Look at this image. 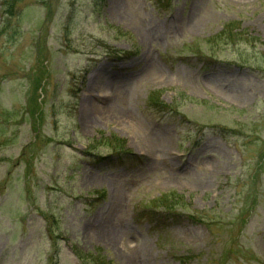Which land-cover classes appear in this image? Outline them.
Instances as JSON below:
<instances>
[{
	"label": "rangeland",
	"instance_id": "rangeland-1",
	"mask_svg": "<svg viewBox=\"0 0 264 264\" xmlns=\"http://www.w3.org/2000/svg\"><path fill=\"white\" fill-rule=\"evenodd\" d=\"M4 10L0 264H264V0Z\"/></svg>",
	"mask_w": 264,
	"mask_h": 264
},
{
	"label": "trees",
	"instance_id": "trees-1",
	"mask_svg": "<svg viewBox=\"0 0 264 264\" xmlns=\"http://www.w3.org/2000/svg\"><path fill=\"white\" fill-rule=\"evenodd\" d=\"M20 0H2L1 1V3H0V6L2 7V10H4V6H6V8H7V11H13V10H15V8H16V5H17V2H19ZM16 4V5H15ZM15 5V6H14ZM10 6V7H9ZM7 11H6V9L4 10V13H6L7 14ZM2 13H3V11H2ZM236 27H234V25L233 24H227L225 27H223V29L218 33V35L216 36V37H218L219 39H223V40H225L224 42H228V41H230V42H237V41H240V35L238 36L237 34H239V33H236V34H232L231 33V31L232 30H234ZM214 37V36H213ZM213 37H210L209 38V40L208 41H213ZM215 37V38H216ZM198 52H200L201 53V51L200 50H197L195 53H198ZM109 142V141H108ZM116 152H112V154H114V155H116V156H118L119 155V152H120V149L117 147V148H115L114 149ZM174 193H170V196L171 195H173ZM167 196L169 197V195H167V194H163L162 195V197H165V198H167ZM160 199L161 198H158V199H155V200H153V203H158L159 204V202H160ZM162 201H163V199H161ZM166 206V205H165ZM157 207V206H156ZM170 208L171 207H166L165 209H168V210H170Z\"/></svg>",
	"mask_w": 264,
	"mask_h": 264
},
{
	"label": "bare ground",
	"instance_id": "bare-ground-1",
	"mask_svg": "<svg viewBox=\"0 0 264 264\" xmlns=\"http://www.w3.org/2000/svg\"><path fill=\"white\" fill-rule=\"evenodd\" d=\"M149 140H150V142L152 143V141H153L152 138L149 137Z\"/></svg>",
	"mask_w": 264,
	"mask_h": 264
}]
</instances>
